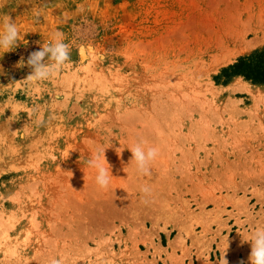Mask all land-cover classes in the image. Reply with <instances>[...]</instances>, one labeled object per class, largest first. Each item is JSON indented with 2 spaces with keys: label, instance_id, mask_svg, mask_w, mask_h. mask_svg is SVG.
Returning <instances> with one entry per match:
<instances>
[{
  "label": "rangeland",
  "instance_id": "rangeland-1",
  "mask_svg": "<svg viewBox=\"0 0 264 264\" xmlns=\"http://www.w3.org/2000/svg\"><path fill=\"white\" fill-rule=\"evenodd\" d=\"M5 14L27 43L0 51V264H221L226 241L228 264H250L264 84L223 70L264 48V0H0ZM56 31L73 63L22 82ZM139 140L160 150L151 176L130 161ZM99 146L107 189L85 163Z\"/></svg>",
  "mask_w": 264,
  "mask_h": 264
},
{
  "label": "clouds",
  "instance_id": "clouds-1",
  "mask_svg": "<svg viewBox=\"0 0 264 264\" xmlns=\"http://www.w3.org/2000/svg\"><path fill=\"white\" fill-rule=\"evenodd\" d=\"M0 19L3 21L2 31H0V51L4 53L10 52L19 46L17 42L23 40V36L20 35L18 25L13 21L10 15L5 14L0 17ZM64 39V33L56 31L53 36V42L45 44L39 51H34L29 54L27 66L31 68V72L22 82L39 86L44 81L58 75L66 66L73 63L71 60L70 46L64 43ZM23 42L25 44L27 43V41L24 40ZM17 66H24L23 58H21ZM2 71L3 70L0 69V73H2ZM240 79H242V77H240ZM249 86L259 88V86ZM41 122H43L42 118ZM146 145V141L139 140L128 149L131 152L130 161L135 163L136 172L140 176H151L150 166L156 161L160 151L157 147H146ZM106 149L108 148L99 146L91 158L85 161L88 168L96 169L95 183L101 189H107L110 181L113 179L111 175V166L107 163L105 157ZM122 152L123 151H120L119 155ZM141 191L145 194H149L151 189L149 186H144ZM242 241L251 244L249 256L250 264H264V228L255 229L247 239H243ZM226 244L228 247L227 241ZM227 247L224 250L221 264H228V261L224 258ZM51 264H61V262L53 259ZM240 264H244V262L241 261Z\"/></svg>",
  "mask_w": 264,
  "mask_h": 264
},
{
  "label": "trees",
  "instance_id": "trees-1",
  "mask_svg": "<svg viewBox=\"0 0 264 264\" xmlns=\"http://www.w3.org/2000/svg\"><path fill=\"white\" fill-rule=\"evenodd\" d=\"M223 74L227 78L242 76L254 84H264V48L239 58L232 66L224 69Z\"/></svg>",
  "mask_w": 264,
  "mask_h": 264
},
{
  "label": "bare ground",
  "instance_id": "bare-ground-1",
  "mask_svg": "<svg viewBox=\"0 0 264 264\" xmlns=\"http://www.w3.org/2000/svg\"><path fill=\"white\" fill-rule=\"evenodd\" d=\"M82 54V53H81ZM84 54V53H83ZM82 56H84V55H82Z\"/></svg>",
  "mask_w": 264,
  "mask_h": 264
}]
</instances>
